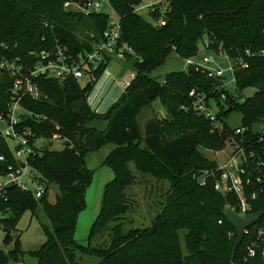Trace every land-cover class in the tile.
<instances>
[{
  "label": "trees",
  "instance_id": "obj_1",
  "mask_svg": "<svg viewBox=\"0 0 264 264\" xmlns=\"http://www.w3.org/2000/svg\"><path fill=\"white\" fill-rule=\"evenodd\" d=\"M63 1L0 0V45L8 47L0 49V56L26 57L29 51L47 48L56 39L73 51L91 49L90 32L99 37L108 16L78 15L66 11ZM139 2L112 0L121 16L122 38L142 61L134 60L136 78L107 112L94 113L88 97L109 63L93 70L85 85L74 78L60 82L40 77L37 81L46 98L26 97L22 101L27 109L45 117L23 120L35 137L52 139L57 135L64 146L37 150L29 160L46 183L41 198L16 185H9L0 196L4 244L14 243L7 251L0 248V264L23 259L20 235L14 236L13 231L25 211L36 215L39 206L51 226H43L46 240L30 252L37 264H81L84 255L97 257V264H264L263 243L255 257L248 255L257 229L264 228V192L252 207L260 219L236 246L237 232L225 217L227 209L239 210L236 198L217 192L211 184L199 185L195 177L199 171L216 166V161L205 157L199 148L218 151L225 147L227 138L234 134L226 122L232 112L242 115L244 126L252 127L264 119V56L246 53L248 49L264 50V0H172L167 24L162 27L134 12L133 5ZM206 37L211 41L210 50L223 52L237 62L235 92L187 70L169 73L162 82L150 76L173 51L186 60L195 57ZM240 60L248 67H241ZM12 83L11 76L0 73V113L10 101ZM248 87L256 88L255 94L239 102L238 96ZM193 89L215 97L218 117L224 123L222 131L191 109ZM223 94L226 99H222ZM154 99L160 100L168 116L150 118L143 134L138 116ZM107 144L115 148L102 165L113 170L114 178L105 185L100 211L85 245L77 242L75 231L94 174L86 166V157ZM2 154L8 161H0V173L14 161L7 141L0 138ZM131 164L142 176L167 182L168 188L151 225L127 229L125 215L132 206L126 191L137 182ZM52 183L60 188L54 202L48 199ZM97 237L103 241L93 245Z\"/></svg>",
  "mask_w": 264,
  "mask_h": 264
},
{
  "label": "built area",
  "instance_id": "obj_2",
  "mask_svg": "<svg viewBox=\"0 0 264 264\" xmlns=\"http://www.w3.org/2000/svg\"><path fill=\"white\" fill-rule=\"evenodd\" d=\"M63 8L85 17L107 15L108 24L99 37L90 32L91 49L73 51L67 44L56 39L47 48L29 51L26 57H9L5 54L0 56V73L13 78L9 90L10 101L6 110L0 113V138L7 141L14 160L8 164L5 172L0 173L1 197L9 185H16L24 191L32 192L36 199L41 198L46 190L42 174L32 167L29 160L37 154V150H40V141L59 139V136L55 135L52 139L35 137L33 131L23 123L27 118L45 119L44 116L27 109L22 103L26 97L36 100L46 98L38 84V78H54L60 82L73 78L79 80L84 76H91L93 70L110 63L114 58L142 61L135 48L122 38L121 16L114 8L112 0H64ZM171 8L172 0H140L133 5L135 13L146 15L148 21L156 27L167 24ZM202 44L204 49L214 52L209 49L211 44L209 38L206 37ZM1 48L8 47L1 44ZM246 53L248 56H264V50L252 52L248 49ZM225 55L230 62L228 69L207 67L213 76L223 81L222 87L225 86L223 80L225 71L230 70L234 76L237 68L235 59ZM204 61L216 63L213 56H205ZM192 62L196 63L193 57L187 59L188 64ZM238 63L241 67H248L247 62L240 60ZM135 78L136 71H132L117 83L125 91ZM233 79L235 83V76ZM190 96L193 98L191 109L222 131L224 123L218 117L220 108L215 97L197 92L195 89L190 91ZM222 99H226V94L222 95ZM214 107H217L216 112ZM182 108L188 109L186 106ZM9 140L14 142V146L9 144ZM229 144L230 150L223 160H215V167L203 169L195 177L201 186L211 184L217 192L233 195L237 200L235 207H239V210L230 209L245 218L253 213L254 200L260 192H264V119L256 121L252 127L239 125L234 128V134L227 138L225 147L215 152L225 151ZM0 161L8 159L2 154ZM244 233L248 234L249 228L245 229ZM230 235L234 236V232ZM262 243L264 244V228L260 227L257 229L256 240L248 246V255L255 257Z\"/></svg>",
  "mask_w": 264,
  "mask_h": 264
},
{
  "label": "rangeland",
  "instance_id": "obj_3",
  "mask_svg": "<svg viewBox=\"0 0 264 264\" xmlns=\"http://www.w3.org/2000/svg\"><path fill=\"white\" fill-rule=\"evenodd\" d=\"M148 1V0H146ZM108 11L114 16V13L109 9ZM148 20L146 15H143ZM200 50L198 54L193 57L194 62L203 65L205 67L228 69L230 66L229 60L223 53H215L208 51L203 48L202 42L199 43ZM205 56H213L216 63H207L204 61ZM134 59H120L114 58L110 61L107 66L106 72H104L97 83L92 89V96L99 98L101 102L110 97L114 96L118 88L116 83L121 79H124L127 74L134 69ZM188 63L186 59L180 57L175 51L169 53L162 63L157 65L150 72V76L156 78L160 82L164 80V77L176 71L186 70ZM234 76L230 70H226L223 76L224 89L229 92H235ZM91 76H84L79 81L81 85H85ZM102 83V86L100 84ZM256 88L248 87L239 96L238 101L242 102L246 98L251 97L255 94ZM91 94V93H90ZM90 96V95H89ZM89 98V97H88ZM119 100V99H118ZM117 100V101H118ZM113 105V104H112ZM111 105V106H112ZM110 106V107H111ZM109 107V108H110ZM102 108V107H100ZM108 108V110H109ZM92 109V108H91ZM107 110V111H108ZM94 113L102 114L96 111ZM106 111V112H107ZM214 111H217V107H214ZM104 114V113H103ZM149 116V117H148ZM166 118L168 116L167 109L161 104L159 99H154L150 106L145 107L140 113L138 119L140 124L143 126L145 120L150 117ZM242 115L238 111L232 112L226 119V122L232 127L236 128L241 125ZM258 126V125H257ZM9 144L14 146V142L9 140ZM113 146V144H107ZM64 146L62 139L44 140L39 142V147L42 150L45 149H61ZM109 147V146H108ZM205 157L211 160H223L227 151L230 150V144L227 145L225 151L215 152L207 148H199ZM105 150H98L91 152L86 157V166L93 170L92 182L87 186L86 189V208L80 213L75 231V239L81 244H88V237L91 229V225L96 219L101 206L102 196L104 193L105 185L114 178V172L111 168L102 165L101 160L105 156ZM133 172L137 176V182L127 189V199L131 204V209L125 215L127 219L126 228L132 227H147L150 226L154 218L158 214L159 205L162 200V194L167 190L168 183L165 181H157L150 176H142L131 164ZM60 194V188L57 184L52 183L49 186L48 199L51 202L56 200L57 195ZM44 225L51 226V221L48 215L44 212L43 208L39 206L36 211V215H33L31 210L25 211L21 217L17 229L13 231V235H20L23 251L25 255L21 261H10L7 264H37V259L30 255V252L38 249L46 240ZM13 236V237H14ZM6 237V231L2 225H0V248L9 250L14 246L11 242L9 245L4 244ZM15 238V237H14ZM183 246L185 245L184 232L181 233ZM103 241V238L97 237L93 240V245H99ZM97 257H91L84 255L81 257V264H97Z\"/></svg>",
  "mask_w": 264,
  "mask_h": 264
},
{
  "label": "water",
  "instance_id": "obj_4",
  "mask_svg": "<svg viewBox=\"0 0 264 264\" xmlns=\"http://www.w3.org/2000/svg\"><path fill=\"white\" fill-rule=\"evenodd\" d=\"M186 70L189 73H198V74L204 75L218 87L223 86V81L213 76L211 71L203 65L192 62L188 64V67ZM225 217H226L227 222L231 226H233L235 230L237 231L238 238L236 241V246H239L243 242L244 237H245V233H244L245 229L251 227L256 222H258V220L260 219V215L256 213L248 214L245 218L241 217L236 212L231 210L230 208L227 209L225 213Z\"/></svg>",
  "mask_w": 264,
  "mask_h": 264
},
{
  "label": "crops",
  "instance_id": "obj_5",
  "mask_svg": "<svg viewBox=\"0 0 264 264\" xmlns=\"http://www.w3.org/2000/svg\"><path fill=\"white\" fill-rule=\"evenodd\" d=\"M186 62H187V60H186ZM105 72H106V70H105ZM98 84V83H97ZM100 86H102V83L100 84ZM116 86H117V88H118V91H117V93L114 95V96H112V97H110V99L108 98V99H106V100H104L103 102H101L100 100H99V98L98 97H96V96H92V92L94 91V89H93V91L91 92V94H90V96H89V98H88V103H89V105L91 106V108L94 110H96V111H98L99 113H105L107 110H108V108L112 105V104H114L120 97H121V95H122V93L124 92L123 91V89L120 87V85L118 84V83H116ZM100 107H102V108H100ZM144 109V108H143ZM142 112V111H141ZM139 117V116H138ZM149 117V116H148ZM150 118H152V117H150ZM150 118H147L146 120H145V122H144V124H143V126L140 124V122H139V124H140V127H141V131H142V133L144 134V129H145V123L150 119ZM139 120V119H138ZM102 128H104L105 127V123H103L102 125ZM109 146V147H108ZM104 148H106V150H105V156H104V158L101 160V163H103V161H104V159L106 158V156L115 148V145H113V146H111V145H105V146H103L100 150H103ZM99 150V151H100Z\"/></svg>",
  "mask_w": 264,
  "mask_h": 264
}]
</instances>
